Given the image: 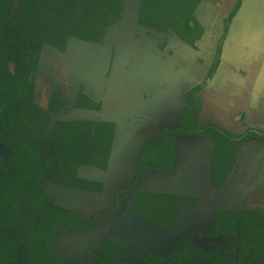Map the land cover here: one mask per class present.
<instances>
[{"label": "flooded vegetation", "instance_id": "af4514ba", "mask_svg": "<svg viewBox=\"0 0 264 264\" xmlns=\"http://www.w3.org/2000/svg\"><path fill=\"white\" fill-rule=\"evenodd\" d=\"M21 1L0 0V24L3 30L7 29L5 27L11 22L21 26V23H18ZM242 1L237 12L241 7ZM237 2L238 0L199 2L192 13L196 26L188 32L192 41V43H189L179 37L170 26L166 27L165 30L159 31L143 22L141 23L139 21L140 13L142 12L148 17V12L147 10L142 11V0H139L134 24L139 28L153 32L158 37L154 40V43L152 41L146 46L147 48L148 46H154L155 49L147 50L144 47L145 45L142 47L138 45V48H131V53L126 55L125 59L131 62L133 57L140 54L139 58H137L138 60L140 59V62L142 55L147 52L148 54L155 55L156 61L154 73L151 71L149 74H153L154 84L151 80H148V84L135 93H131L132 95L128 91L126 84L128 79H132L136 71L134 67L132 68L131 64L125 68V62L120 63L117 61V68L107 77V81L104 83L105 92L102 91L103 87L100 88V96L98 97L95 96L99 90L98 86H101V84L91 89V87L86 88L83 85L84 81L81 83V79L83 78L82 73L84 74L85 70L82 62L89 61L88 65L90 66L91 60L95 63L97 62L98 54L95 50V54H91L90 58L87 52L81 53L82 49L79 46H99L104 42L107 31L120 22L122 18L124 13L123 0H120V12L115 16L111 15L107 7L101 10L97 3H92L91 6H88L84 0H71L68 8L76 13V28L80 29L78 33L79 35L88 33V39H85L86 36L82 38L79 35H72L67 29L61 30V36L58 37V47L51 45L45 40L38 41L31 39V37L26 38V43L17 40L9 44L5 37L0 36V98L5 96L11 99L15 105L19 106V110L22 112L24 108L33 107L36 110L38 109L45 114L44 117L46 119H49L44 131L36 134L39 139V143L36 144L37 149L35 150V157L37 162H39L37 163L39 166L36 168L37 173H33L34 169H31L28 163L25 165H17L11 162L7 164L6 160L11 155V151L0 142V184L2 186H12L13 188L19 186L27 187L25 191H22V193H26L30 186H32V175H34L38 179L35 181L36 183L32 186V189H36L43 196L51 198L49 204L51 207L58 209L55 212L57 221L63 216L62 212H70L78 215L77 220L79 222L86 224V226L74 225L69 227L57 225L51 230L50 227L57 221L54 223L51 221L50 223L49 217L42 216L40 212L34 210L31 203L23 204L19 194H16L15 197L0 194V226L3 225V231H5L3 234L0 232V264H176L172 253L178 249L179 244L183 240L205 253L216 250L218 255L225 260H233L230 257L223 256V254L228 255L235 249L234 262H236L238 255L237 234L229 233L222 236H211L213 214L215 212L239 213L237 219L240 221L242 218L240 215L243 216L246 212L256 211L264 213L262 205L249 203L251 197H244L243 193L241 194L240 190H238V185L242 184L245 174L242 173V167L239 162L238 146L255 139H264V131L247 127L241 134H234L223 129L221 126L211 123L212 119L201 117V114L206 101L208 102L207 97L211 100L209 102H212L213 98L218 97L210 92L208 94L206 91L221 64L222 48L237 12L228 24L226 35L222 39L226 26V17ZM201 3L218 6L221 9V14H226L225 18L222 19V33L218 40L214 42V53L212 52L206 56L202 54V51L208 49L210 44L207 47L200 48V51L197 52L199 45H204V42L210 35L209 31L204 30L199 25L194 15ZM163 6L157 4L154 9L157 12V18L166 22V16L161 12L167 9ZM87 10H90V12L88 13ZM31 22L32 20H29L26 23L29 24ZM49 22L50 18L41 24V28H47ZM69 25V21H65L62 24L64 28H67ZM190 25L193 26V23L190 22ZM83 27L96 29L89 32L83 30ZM220 41L221 44L219 46ZM218 46L220 47L219 54L216 53ZM136 49H141L143 54L140 52L141 50L138 52ZM76 56L78 63H72ZM204 62H206L204 65L205 70L201 72L202 75L199 80L189 84L185 83L180 88L184 79L188 78L190 68L192 70V66L194 69L196 66L203 65ZM214 65L216 66L213 69ZM212 69L213 72L211 73ZM3 82L7 87L4 91L2 87ZM96 82L97 79H95ZM146 89L148 90L147 94L141 95ZM12 91L14 94H12ZM160 92H164L166 97L161 95ZM103 94L107 96L105 100L102 97ZM157 95L163 96V99H160L163 102L166 99L164 103L166 106H168V101L175 102L173 103L174 106H176L177 102L178 108L176 112L171 114V109L163 112V115L172 124L162 125V128L156 133L154 139L145 140L144 138L142 140L139 136L130 138L131 133H128L130 131L129 122L122 121L125 122L128 128L124 132L126 133L124 136L119 135L122 122L118 119L121 109L128 106L131 108L137 107L134 108L133 115L152 119L151 115L146 113L150 117L146 116L143 110L151 104V101ZM136 99L137 102H135ZM74 111L83 114L88 113V115H86V118H79L77 120H61L68 119L67 116ZM103 111H106L108 118L94 117L95 115L102 114ZM234 115L233 117H237L238 119H245L246 116L244 112L240 111ZM159 116L163 118L161 114ZM122 118L125 119V117ZM177 127L186 128L182 131L183 134L170 137L172 139V153L168 162L170 163L168 171L162 172L161 169L153 170L152 168L145 170L141 166L140 155L146 142L153 145L157 143L156 139L160 140L159 145L163 146L164 151L162 153L165 155V164L168 154L165 152L166 143L162 142V140H167L172 130ZM205 127L217 129L224 137H227L226 134L231 136H243L247 133L255 135L253 139L236 142L233 145L234 152L229 171L225 176H222V174L216 175V180L223 177L221 184L212 178L214 172L221 168V159L215 157L216 143L212 137L205 135ZM55 128L56 130H54ZM183 136L209 138L214 142L211 161L199 163L195 159L196 157L192 155L190 162L183 165L184 172L188 176L185 186L190 189L189 195L186 197L173 193L159 192V190H156L159 184L147 182L148 176H168L175 169V142L177 138ZM27 137L32 140L34 137L33 132L30 131ZM135 143H137L138 149L135 151L134 158L131 161L128 159L131 152L130 144L133 145ZM222 144L219 150H222L221 153H225ZM145 163L147 165L154 164L150 158ZM130 165L132 166L131 171L129 169ZM82 168H94L102 173H107L109 170L114 171L118 168L120 174L115 176L117 179L111 178L109 175L110 178H102L97 181L79 174V170ZM23 171L30 172V174L23 177L19 174ZM202 171L205 173L203 177ZM235 173L238 177L237 180L234 179L233 181L232 178ZM127 174L129 176H126ZM18 178L25 179V181H17ZM107 179L111 180L107 181ZM55 180L58 182H55ZM71 183L74 185H69ZM118 183L119 185L115 190L108 191L110 187ZM141 184L147 185L151 191L140 190ZM44 185H47L48 189L52 187L54 192L43 190L41 187ZM228 185L229 187L235 186L236 188L237 195L235 196V201L238 207L233 210L220 209L212 211L211 216L208 218L209 230L204 233V237L206 238L228 239V243L224 247L210 246L202 249L200 245L198 246L190 242L187 234H182L181 237L176 238L172 244L173 248H170L166 253L144 249L145 242L138 238L133 241L134 245L131 246L129 244L127 247L114 240L104 238H101L98 243H94V247L89 246L87 241L82 243L85 238H88L87 235H91L96 231L100 224H105L108 220L116 219L122 213L130 214L133 219L139 220L141 223L149 224L162 231H168L175 225L178 219L180 206L186 205L192 209H196L198 208V203L207 198L210 199L218 195L219 199H221L226 195L224 192ZM62 192L70 195L62 200L58 196ZM122 193L125 196L118 202L117 198ZM143 193L159 196L173 195L177 197L176 216L172 224H170L169 229L163 228L157 223L150 222L134 213L137 196ZM92 195L95 197L99 196V200L92 202ZM27 199L32 200L30 198ZM258 199L264 200V197ZM59 200H62L61 204ZM78 204L79 206L82 204V212L74 209L78 207ZM241 204L243 207H241ZM85 206L86 208H84ZM95 209L96 211L94 212ZM126 211L128 212L126 213ZM132 222L133 220L128 221L127 219L125 226L126 224H132ZM119 225L122 226L120 223ZM87 226H91L90 229H87ZM65 231H72L75 237H73L72 242L79 249V251L69 252L67 259H63L59 252V244H56V237ZM42 235H45L44 241L37 244L36 238ZM52 237L53 242L48 245L47 242ZM60 239L61 241L65 240L63 234L59 236V242ZM133 247L138 249L134 251V254L131 252V248ZM81 252H85L86 256H82ZM203 264H208L206 259L203 261Z\"/></svg>", "mask_w": 264, "mask_h": 264}, {"label": "trees", "instance_id": "16d2710c", "mask_svg": "<svg viewBox=\"0 0 264 264\" xmlns=\"http://www.w3.org/2000/svg\"><path fill=\"white\" fill-rule=\"evenodd\" d=\"M84 1L88 4V6H91L92 3H97L101 10L104 7H107L111 15L114 16L120 12V0ZM201 1L214 2V0H142V11L147 10L148 17L141 12L139 21L154 27L159 31L165 30L166 27L170 26L179 37L189 43H192L188 33L196 26L192 13ZM70 2L71 0H22L18 18V23H21V26L11 22L5 27L7 29L3 30L0 24V36L5 37L9 44H12L17 40H20V42L24 41L26 43V38L31 37V39H36L38 41L45 40L51 45L58 47V37L61 36V30L67 29L70 34L79 35L78 32L80 29L76 28V13L72 9L68 8V4ZM240 2L241 0H238L235 7L226 17V26L224 28L222 39L226 35L227 26L235 16ZM157 4L164 5L163 7L167 9L161 12L164 16H166V22L157 18V12L154 9ZM87 12L89 13L90 10H87ZM49 18L50 22L48 27L44 29L41 28V24L48 21ZM29 20H32V22L27 24L26 22ZM65 21H69L70 23L67 28L62 26ZM190 22L193 23V26L190 25ZM82 29L91 32L96 28L83 27ZM79 36L82 38L86 36L85 39L89 38L88 33L81 34ZM220 44L221 41L219 46ZM219 46L216 50L217 54H219L220 51ZM215 66L216 65L213 66V69ZM213 69L211 70V73L213 72ZM4 86L5 84L3 82V91L7 89V87ZM12 94H14V92ZM0 99V142L11 151V155L7 158L6 163L10 164L11 162L17 165H25L28 163L30 168L34 169L33 173H37L36 168L39 166L37 164L39 162L36 160L35 150L37 149L36 144L39 143V139L36 134L44 131L48 125L49 119H46L44 117L45 114L38 109L36 110L33 107L24 108L22 112L19 110V106L15 105L11 99L6 98L5 96ZM184 128L186 127H177L172 130V133H170L167 140H162V142L166 143L165 152L168 154L167 162L165 164V155L162 153L164 151L163 146L159 145L160 140L156 139V145L146 142L140 155V161H142L141 166H143L145 170L152 168L153 170L161 169L162 172H167L170 167V163L168 162L172 153V139H170V137L177 134H183L182 131L185 130ZM54 130H56V128ZM30 131L34 134L32 140L27 137V134ZM204 131L205 135L212 137L216 143L215 157H219L221 159V168L214 172L212 178L221 184L223 177L216 180V175L222 174V176H225L229 171L231 158L234 152L233 145L236 142H244L253 139L255 138V135L250 133L243 136H231L226 134L227 137H224L215 128L205 127ZM221 143H223L222 148L225 153H221L222 150H219ZM149 158L154 162V164L147 165L145 163V161ZM39 172L41 171L39 170ZM19 174L26 177V175L30 174V172L23 171ZM37 179L38 177L32 175V186H34ZM19 180L25 181V179L22 178L17 179V181ZM55 182L58 181L55 180ZM69 185L74 184L71 183ZM32 186H30L26 193H22V191L27 189V187L19 186L13 188L12 186H2L0 184V194L3 196L11 195V197H15L16 194H19L23 204L31 203L34 210L40 212L42 216H46L47 218L49 217L50 223L51 221L52 223L56 222L55 212L58 209L51 207L49 204L51 198L43 196L40 191L32 189ZM124 196V193L119 195L117 198L118 202H120ZM27 198L32 200H28ZM177 200V197L173 195L159 196L144 193L139 194L136 199L134 213L150 222L157 223L163 228L169 229L170 224H172L176 216ZM62 215L63 216L60 220L50 227L51 230H53V228L57 225L64 227L74 225L86 226V224L77 220L78 215L74 213L62 212ZM237 216H239V213L230 214L215 212L213 214L212 232L210 233L211 236H222L229 233L237 234L236 242L238 255L236 262H234V260L223 259L218 255L216 250L208 253L202 252L183 240L182 243L179 244L178 249L172 253V256L175 257L176 264H203L205 259L208 264H264V213L256 211L246 212L243 216L240 215L242 217L240 221L237 219ZM90 227L91 226H87V229H90ZM3 229L4 226L1 225L0 232H2V234L5 232ZM38 237L40 238V242H43L45 239V235ZM52 242L53 237L49 239L47 244L50 245Z\"/></svg>", "mask_w": 264, "mask_h": 264}, {"label": "rangeland", "instance_id": "374dc122", "mask_svg": "<svg viewBox=\"0 0 264 264\" xmlns=\"http://www.w3.org/2000/svg\"><path fill=\"white\" fill-rule=\"evenodd\" d=\"M245 1V0H243ZM243 1L241 4L240 9L238 10L237 15L239 14L240 10L243 6ZM253 6L257 5V7H254V10L256 11L255 16L252 17L257 19H263L264 20V0H254ZM124 2V13L122 15V18L120 22H118L115 26L110 28L106 33V38L103 43H101L99 46H89V45H81L79 48H81V53H86L90 56L91 54H95V50L98 54L97 62L95 63L93 60L90 61V66L88 65V62L83 61L84 64V74L82 73L83 78L81 79L84 81L83 85L87 87H91V89H94L96 85L101 84V86H98V93L95 97L100 96V88L103 87V92H105V84L107 77L115 71L117 61L120 63L125 62V68L129 67L130 64L132 68L134 67V70L136 71L132 79H128V82L126 84V87L128 88V91L131 93H135L139 89H142L146 84H148V80H151L154 84V76L153 74L149 75L150 72L154 73L155 68V55L148 54L147 52L143 54L142 50L140 52L144 55H142V60L139 62L137 58H139L140 54L136 55V57H133L131 62L129 60H126V55L130 54L131 48H138L140 45L141 47L145 45L146 47L148 43L152 42L154 43V40L158 37L153 32H150L148 30H145L143 28L137 27L135 23V16L137 13V7L139 5V0H123ZM263 12V13H261ZM251 12L247 11L245 18L244 15L239 16V19H247V15H249ZM195 18L199 25L204 29L209 31V37L204 42V45H199V48L197 49V52L200 51V48L207 47L208 44L209 48L202 51V54L204 56L214 53V42L218 40L222 33L223 23L222 19L225 18L226 14H221V9L218 6L215 5H208L206 3H201L196 11H195ZM257 15V16H256ZM249 18V16H248ZM234 21V20H233ZM235 23V22H234ZM232 22L230 29L232 32L233 39L238 38L241 35L242 27L238 24H234ZM131 24V25H130ZM234 26V27H233ZM230 35V31H229ZM213 41V42H212ZM147 43V44H146ZM152 43V45H154ZM261 46V43H260ZM130 49L128 50V48ZM143 47V49H144ZM147 48V47H146ZM145 48V49H146ZM155 49V47L148 46L147 50ZM210 49V51H209ZM138 50V49H136ZM138 50V52H139ZM191 51V50H190ZM195 51V50H194ZM151 52V51H149ZM196 54V53H194ZM93 57V56H92ZM207 59V57H206ZM209 60V59H208ZM72 63H78L77 62V56L74 57ZM136 63V64H134ZM205 63L201 66H196L192 70L190 68V72L188 73V78H185L184 81L181 83L180 88L184 86L185 83H193L199 80L200 76L202 75V71L205 70ZM87 65V67H85ZM136 67V68H135ZM191 74V75H190ZM95 79H97V82L95 83ZM187 87V86H186ZM148 90L143 91L141 95L147 94ZM161 95H166L164 92H160ZM132 95V94H131ZM103 99L105 100L107 96L105 94L102 95ZM160 99H163V96H156L153 101H151V104L147 106L145 110H143L146 115V113H149L152 117V119L148 118H141L139 116H135L134 114V108H131L130 106L125 107L121 109V112L119 113V121H127L129 122L130 131L128 133L130 134V138L133 136H139L140 139L148 140V139H154L156 136V133L160 131L162 128L161 126L164 124H172L170 121L166 119V116L163 115V112L171 109V114L176 112L178 106L176 102V106L173 105L175 102L168 101V106L164 105V102ZM137 102V99L136 101ZM134 105V104H133ZM137 106V104H135ZM163 106V107H161ZM173 106V107H172ZM131 109V110H130ZM159 114L163 116L160 117ZM86 115L88 113H81L78 111L71 112L67 116L68 119H61V120H77L79 118H86ZM148 115V114H147ZM146 115V116H147ZM94 117L99 118H108L106 111H103L102 114L95 115ZM122 117H125L123 119ZM148 117H150L148 115ZM107 120V119H102ZM128 126L125 124V122H122L121 127L119 129V135L124 136L127 131ZM121 131V132H120ZM145 131V132H143ZM133 134V135H132ZM128 138V139H130ZM131 152L129 156V160H133L135 151L138 149L137 143L130 144ZM214 148V142L212 145L211 152L213 153ZM196 152L198 151V148H195ZM241 155V154H238ZM240 156H238L239 158ZM119 159V158H118ZM132 165V164H131ZM129 166L130 171L132 170V166ZM128 170V169H127ZM186 174V173H185ZM202 177L205 176V173L202 171ZM126 176H129L128 174ZM110 178V177H109ZM169 176H148L147 182L153 184H159L158 186L162 185L163 189L165 190H171L170 188V179ZM111 179H107L109 181ZM113 181V179H112ZM119 185L116 184L108 189L115 190ZM232 185V184H231ZM46 192H54L53 188L49 187L47 185H44L41 187ZM243 190H245L246 185L244 184L242 186ZM239 190V189H238ZM224 191V190H223ZM182 197H186L189 195L190 189H184L183 190ZM226 195L219 199L218 195L213 198H207L204 201L198 203V208L192 209L186 205L180 206V210L178 211V219L175 223V225L168 231H162L156 227L150 226L149 224H144L139 222V220L133 219L130 214H120L117 216L116 219L108 220L102 224H100L96 231H94L93 234L87 235L88 238H85L83 242L87 241L89 243V246L94 247V243H98L101 238L107 239V240H114L117 243L125 245L126 247L130 244L131 246L134 245L133 241L137 240H143L145 242V248L146 250H154L158 251L160 253H166L170 248H173V242L176 238L181 237L182 234L188 235V240L192 242L195 245H200V248L206 249L210 246H219L224 247L228 243V239H212V238H206L204 237V233L209 230V222L208 218L211 216L212 211H218L220 209L224 210H233L234 208H237L238 205L235 201V196L237 195L236 188L234 187H228L225 189L224 192ZM223 193V194H224ZM242 194V192H240ZM70 195V194H69ZM68 194H65L64 192L60 193L58 195L62 200L65 199ZM62 200H59L60 204ZM241 207L243 205L241 204ZM96 209L94 210V212ZM129 220H133L132 224L125 226V223ZM122 224V226L119 225ZM131 227V228H130ZM144 231V232H143ZM64 235L65 240L60 239L59 242V236ZM61 235L56 237V244H59V252L61 253L63 259H67V254L71 251H79L76 245L72 242L73 241V233L72 231H65ZM75 238V237H74ZM77 239V238H76ZM37 244L40 243V238L36 239ZM130 246V247H131ZM88 249V247H87ZM142 249V250H144ZM57 250V248H56ZM133 250V251H132ZM138 249L133 247L131 248L132 254H134V251H137ZM235 249L233 252H230L228 255L225 253L223 256L230 257L231 259H235ZM85 252H81L82 256H86L84 254ZM84 258V257H83Z\"/></svg>", "mask_w": 264, "mask_h": 264}, {"label": "crops", "instance_id": "0c3cea01", "mask_svg": "<svg viewBox=\"0 0 264 264\" xmlns=\"http://www.w3.org/2000/svg\"><path fill=\"white\" fill-rule=\"evenodd\" d=\"M254 2V0L243 1L242 9L234 18V24L243 26L241 35L233 39L230 29V35L228 34L222 48L221 64L206 91L218 97L209 102L211 100L206 96L208 102L206 101L201 114V117L212 119L211 123L234 134H241L247 127L264 131V20L252 18L256 13L254 7H257V5L253 6ZM247 11L251 12L247 15V19H239L241 15L245 18ZM239 111L246 114L245 119L233 117ZM175 144V169L168 175L171 177V190L163 189L162 185L156 190L182 196L183 190L187 189L185 182L188 179L183 165L190 162L192 155L199 163L211 161L213 141L198 136H183L177 138ZM195 148L201 152L197 153ZM238 154H241L238 155L239 162L242 173H245L238 189L244 197H251L249 203L264 207V200L258 199L264 197V139L240 144ZM79 174L99 181L109 175L111 178H116L120 170L117 168L102 173L94 168H82ZM237 177L236 173L233 174L232 180H237ZM142 184L140 190L151 191L147 185ZM244 184L245 190L242 188ZM96 200H99V196L92 195V202ZM82 207V204L80 206L78 204L74 209L82 212Z\"/></svg>", "mask_w": 264, "mask_h": 264}]
</instances>
